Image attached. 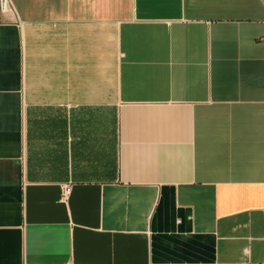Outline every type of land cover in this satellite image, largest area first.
Segmentation results:
<instances>
[{"label": "crops", "instance_id": "1", "mask_svg": "<svg viewBox=\"0 0 264 264\" xmlns=\"http://www.w3.org/2000/svg\"><path fill=\"white\" fill-rule=\"evenodd\" d=\"M11 3L0 264H264V0Z\"/></svg>", "mask_w": 264, "mask_h": 264}, {"label": "built area", "instance_id": "2", "mask_svg": "<svg viewBox=\"0 0 264 264\" xmlns=\"http://www.w3.org/2000/svg\"><path fill=\"white\" fill-rule=\"evenodd\" d=\"M0 7L3 12L10 11L12 9L11 0H0ZM69 192V188H66L65 193Z\"/></svg>", "mask_w": 264, "mask_h": 264}]
</instances>
